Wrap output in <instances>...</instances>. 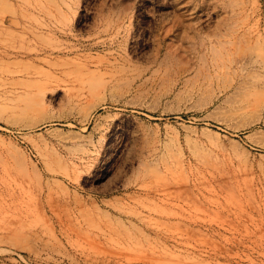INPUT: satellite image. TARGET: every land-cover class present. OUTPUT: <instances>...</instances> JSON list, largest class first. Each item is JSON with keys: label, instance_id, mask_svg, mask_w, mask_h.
<instances>
[{"label": "rangeland", "instance_id": "374dc122", "mask_svg": "<svg viewBox=\"0 0 264 264\" xmlns=\"http://www.w3.org/2000/svg\"><path fill=\"white\" fill-rule=\"evenodd\" d=\"M0 264H264V0H0Z\"/></svg>", "mask_w": 264, "mask_h": 264}, {"label": "bare ground", "instance_id": "6f19581e", "mask_svg": "<svg viewBox=\"0 0 264 264\" xmlns=\"http://www.w3.org/2000/svg\"><path fill=\"white\" fill-rule=\"evenodd\" d=\"M258 42V41H257ZM75 102V101H74Z\"/></svg>", "mask_w": 264, "mask_h": 264}]
</instances>
